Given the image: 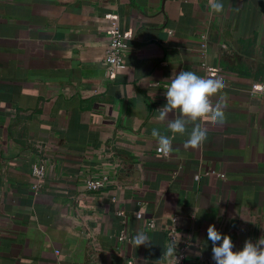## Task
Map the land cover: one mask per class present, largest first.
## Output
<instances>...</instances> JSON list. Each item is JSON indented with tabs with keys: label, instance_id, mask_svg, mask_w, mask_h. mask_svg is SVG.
I'll use <instances>...</instances> for the list:
<instances>
[{
	"label": "crops",
	"instance_id": "1",
	"mask_svg": "<svg viewBox=\"0 0 264 264\" xmlns=\"http://www.w3.org/2000/svg\"><path fill=\"white\" fill-rule=\"evenodd\" d=\"M114 23L130 37L110 79ZM180 70L224 80L223 120L189 118L208 125L198 145L158 118ZM257 82L264 0H0V264H214L209 225L236 249L264 236Z\"/></svg>",
	"mask_w": 264,
	"mask_h": 264
},
{
	"label": "clouds",
	"instance_id": "2",
	"mask_svg": "<svg viewBox=\"0 0 264 264\" xmlns=\"http://www.w3.org/2000/svg\"><path fill=\"white\" fill-rule=\"evenodd\" d=\"M222 3L223 0H215L216 7ZM168 81L164 92L166 103L158 110V118L166 120L170 113H174L176 118L168 120L169 132L183 135L185 143L198 145L208 135L209 128L201 120H196L189 128V118L211 113L218 122L223 120L222 106L219 101L214 102L212 97V93L223 86V77L217 71L180 70L173 72ZM152 135L158 138L159 147L166 153L170 149L172 136L163 135L158 129H153ZM133 239L137 246L149 242L143 233H138ZM207 241L212 246L214 264H264V236L255 241L249 238L242 248L236 249L231 235L211 224L207 229Z\"/></svg>",
	"mask_w": 264,
	"mask_h": 264
},
{
	"label": "built area",
	"instance_id": "3",
	"mask_svg": "<svg viewBox=\"0 0 264 264\" xmlns=\"http://www.w3.org/2000/svg\"><path fill=\"white\" fill-rule=\"evenodd\" d=\"M129 34L121 30L118 24L114 23L112 27L108 30V49L105 57V65L108 76L110 79H115L117 75L125 69L124 64V50H125V41L129 38ZM214 71V70H210ZM249 94L252 97L261 98L264 97V82H257L252 84ZM214 93H212V97ZM207 114V113H205ZM162 151V150H161ZM164 156L170 155V149L165 153L162 151ZM44 167L41 166L36 168L35 176L42 178L44 175ZM103 186L102 180H92L88 182L87 187L90 190H97ZM36 188H39L37 186ZM153 226V223L150 224ZM125 239L124 236L121 237V240ZM184 256L180 254L177 256L176 264H183Z\"/></svg>",
	"mask_w": 264,
	"mask_h": 264
}]
</instances>
